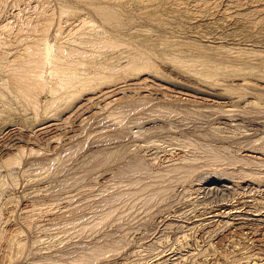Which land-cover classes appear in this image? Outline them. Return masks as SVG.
Wrapping results in <instances>:
<instances>
[{
    "label": "rangeland",
    "instance_id": "obj_1",
    "mask_svg": "<svg viewBox=\"0 0 264 264\" xmlns=\"http://www.w3.org/2000/svg\"><path fill=\"white\" fill-rule=\"evenodd\" d=\"M0 264H264V0H0Z\"/></svg>",
    "mask_w": 264,
    "mask_h": 264
},
{
    "label": "bare ground",
    "instance_id": "obj_2",
    "mask_svg": "<svg viewBox=\"0 0 264 264\" xmlns=\"http://www.w3.org/2000/svg\"><path fill=\"white\" fill-rule=\"evenodd\" d=\"M41 44H42V43H41ZM40 48H41V47H40ZM43 50H44V52H45L44 55L47 54V51H48V50H47V47H46V46H44ZM35 54H36V53H35ZM33 55H34V54H33ZM29 56H30V55H29ZM37 56H38V54L36 55V58H38ZM32 57H33V56H32ZM34 57H35V56H34ZM41 57H42V56H41ZM44 57H46V56H44ZM46 58H48V57H46ZM34 59H35V58H34ZM44 59H45V58H44ZM48 59H49V58H48ZM38 60H39V59H38ZM33 61H34V60H33ZM43 61H44V60H43ZM44 62H45V61H44ZM44 62H43V63H44ZM48 62H49V61H48ZM32 63H33V62H32ZM38 63H39V62H38ZM38 65H39V64H38ZM40 66H41V64H40ZM42 66H43V64H42ZM29 67H30V66H29ZM33 67H34V66H33ZM26 68H27V67H26ZM33 69H34V68H33ZM38 70H39V68H38ZM25 73H26V71H25ZM27 73H28V72H27ZM65 73H66V72H65ZM32 74H33V73H32ZM38 74H39V73H38ZM38 74H37V75H38ZM40 74H41V73H40ZM28 75H29V74H28ZM30 75H31V74H30ZM32 76H33V75H31V77H32ZM33 77H34V76H33ZM39 77H40V76H39ZM58 79H59V78H58ZM58 79H57V80H58ZM24 80L27 81V79H24ZM65 80H67V79H65ZM65 80H64V81H65ZM35 81H36V80H35ZM40 82H41V81H40ZM25 83H26V82H25ZM25 83H24V86H25ZM30 83H31V81H30ZM34 83H35V82H34ZM37 84H38V83H37ZM63 84H65V83H63ZM35 85H36V84H35ZM27 87H28V85H27ZM32 87H33V86H32ZM39 89H40V88H39ZM222 188H225V187H222ZM228 191H229V190H228ZM251 200H252V199H251Z\"/></svg>",
    "mask_w": 264,
    "mask_h": 264
}]
</instances>
